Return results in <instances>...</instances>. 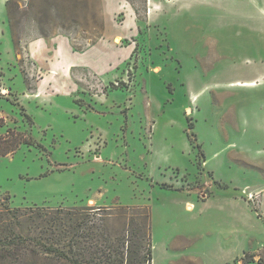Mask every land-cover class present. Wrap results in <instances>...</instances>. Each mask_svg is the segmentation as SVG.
I'll use <instances>...</instances> for the list:
<instances>
[{
  "label": "rangeland",
  "instance_id": "obj_1",
  "mask_svg": "<svg viewBox=\"0 0 264 264\" xmlns=\"http://www.w3.org/2000/svg\"><path fill=\"white\" fill-rule=\"evenodd\" d=\"M10 27L0 132L24 141L0 157V209L147 208L151 264H264V0H27ZM32 34L68 38L65 61L97 71L29 80ZM42 255L27 261L58 264Z\"/></svg>",
  "mask_w": 264,
  "mask_h": 264
},
{
  "label": "trees",
  "instance_id": "obj_2",
  "mask_svg": "<svg viewBox=\"0 0 264 264\" xmlns=\"http://www.w3.org/2000/svg\"><path fill=\"white\" fill-rule=\"evenodd\" d=\"M18 4V0L6 3L10 30V13ZM46 16L42 14L36 19L37 23L48 22ZM40 36L46 38L43 33ZM4 125L0 118V129ZM23 141V137L13 131L0 132V157L12 153ZM88 210L92 209L47 211L3 207L0 209V263L35 264L27 260L43 253L58 264H151L149 209L118 206L113 208L114 213L98 219L95 218L98 211L87 214ZM108 216L123 222L126 237L112 236L108 232Z\"/></svg>",
  "mask_w": 264,
  "mask_h": 264
},
{
  "label": "crops",
  "instance_id": "obj_3",
  "mask_svg": "<svg viewBox=\"0 0 264 264\" xmlns=\"http://www.w3.org/2000/svg\"><path fill=\"white\" fill-rule=\"evenodd\" d=\"M8 0H0V63L5 66L8 65L6 59H2L1 55L3 53L12 56V60L16 61L14 48H13V37L12 32L9 28L8 22V14L6 3ZM20 4H24L27 0H18ZM109 8V7H108ZM103 42V41H101ZM100 42L91 46V48L96 47ZM20 48L22 52H24L28 58L36 65V67H44L45 71H49L50 74L60 73V72H68L69 68L73 66H84L90 69H94L97 71V65L93 63L96 67L94 68L93 64L89 61L79 62V61H65L64 55L68 53V55H80L73 51L70 41L68 38H64L62 36H56L52 39V48H49L48 42L40 38L37 34H32L31 36H25L21 40H19ZM38 64H37V62ZM43 64V65H42ZM109 67V66H108ZM108 69V68H107ZM106 70V69H105ZM102 70L98 72H105ZM94 71V72H95ZM106 73V72H105ZM41 80L40 82H43ZM40 82L37 85L36 90L32 91L31 96H37L41 89H39ZM48 82V81H47ZM49 85V84H48ZM27 95V94H25ZM240 122L246 123V120L240 113ZM247 124V123H246Z\"/></svg>",
  "mask_w": 264,
  "mask_h": 264
},
{
  "label": "built area",
  "instance_id": "obj_4",
  "mask_svg": "<svg viewBox=\"0 0 264 264\" xmlns=\"http://www.w3.org/2000/svg\"><path fill=\"white\" fill-rule=\"evenodd\" d=\"M21 64H22V66H23V69H24V73H25V76H27L28 77V79L29 80H32L35 76H37V73H38V70H37V67H36V65L28 58V56L24 53V52H22L21 53ZM88 78L89 79H95L96 80V82H97V84H96V87L95 88H97L96 90L98 91V92H101V94H104V92H105V89H106V87L105 86H103L102 88H101V83H100V81L96 78V76L95 75H88V76H86V75H84V76H80L79 77V80L80 81H82V82H84V83H86V84H88V86L89 87H93L92 86V84L90 83V81L88 80ZM0 93H3V92H6V93H8L9 92V89H7V88H5L4 87V85H2L3 84V81H2V76L0 75ZM101 84V85H100ZM115 85H117V83H115ZM253 197H254V195H249V199L250 200H252L253 199Z\"/></svg>",
  "mask_w": 264,
  "mask_h": 264
},
{
  "label": "bare ground",
  "instance_id": "obj_5",
  "mask_svg": "<svg viewBox=\"0 0 264 264\" xmlns=\"http://www.w3.org/2000/svg\"><path fill=\"white\" fill-rule=\"evenodd\" d=\"M234 85L235 86H239V87H248V86H255L256 84L254 82H248V83L247 82H242V83L237 82ZM192 100H193V98H192ZM188 207L190 208V206H188ZM154 251H155V249H154ZM153 263H154V259H153Z\"/></svg>",
  "mask_w": 264,
  "mask_h": 264
}]
</instances>
